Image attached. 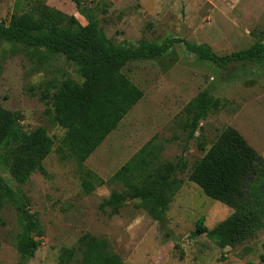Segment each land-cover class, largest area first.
<instances>
[{
    "label": "rangeland",
    "instance_id": "374dc122",
    "mask_svg": "<svg viewBox=\"0 0 264 264\" xmlns=\"http://www.w3.org/2000/svg\"><path fill=\"white\" fill-rule=\"evenodd\" d=\"M38 3L74 16L80 25L86 24L83 13L93 15L114 44L183 38L207 44L218 55L264 44V0H83V10L70 0H0V22L8 24ZM74 67L43 47L0 43V105L20 112L23 130L42 126L53 140L44 172L22 183L0 166L14 191L0 210V264L18 261L24 214L39 224L31 233L38 245L26 264H58L61 247H73L68 264H77L85 235L106 238L123 264H264V227L251 240L224 249L199 231L201 216L211 229L231 209L189 180L193 164L228 126L264 157V58L220 68L175 44L162 56L128 62L121 71L142 97L82 163L62 148L64 129L50 103L39 98L76 79ZM204 90L219 106L193 132L196 108L189 103ZM152 138L162 147L161 160L175 166L178 190L159 218L131 198L113 211L106 200L123 188L108 178ZM83 180L93 185L91 192Z\"/></svg>",
    "mask_w": 264,
    "mask_h": 264
},
{
    "label": "trees",
    "instance_id": "16d2710c",
    "mask_svg": "<svg viewBox=\"0 0 264 264\" xmlns=\"http://www.w3.org/2000/svg\"><path fill=\"white\" fill-rule=\"evenodd\" d=\"M70 1L83 10V0ZM83 15L86 24L80 25L74 16L38 3L8 24L0 22V43L43 47L61 53L75 66L76 79H65L55 86L54 92L46 89L39 98L50 103L54 121L64 129L61 146L78 163L90 156L142 97V91L121 71L128 62L162 56L175 44L220 68L230 62L264 58V44L259 42L226 55L216 54L207 44L190 43L183 38H166L160 43L142 39L135 47L114 44L93 15ZM189 104L196 108L191 121L194 132L199 120L211 109L216 110L219 101L204 90ZM52 146L53 140L44 127L25 131L20 112L0 105V166H5L16 181L22 183L33 172H44L43 160ZM161 151L159 142L150 139L108 178L109 183L123 188L120 192L113 190L106 200L113 211L131 198L153 217L162 215L180 184L174 177L175 166L161 160ZM189 180L207 197L231 209L211 229L203 224V216L197 221L199 231L220 249L239 246L264 227V157L233 127H225L193 164ZM82 185L86 192L92 191L88 180H83ZM13 196L14 191L0 175V210ZM21 224L16 264H26L38 245L31 235L39 229L38 222L24 214ZM81 241L77 264H123L106 238L85 235ZM74 254L73 247H61L58 264L70 263Z\"/></svg>",
    "mask_w": 264,
    "mask_h": 264
},
{
    "label": "water",
    "instance_id": "95a60500",
    "mask_svg": "<svg viewBox=\"0 0 264 264\" xmlns=\"http://www.w3.org/2000/svg\"><path fill=\"white\" fill-rule=\"evenodd\" d=\"M196 233H198V232H196Z\"/></svg>",
    "mask_w": 264,
    "mask_h": 264
}]
</instances>
